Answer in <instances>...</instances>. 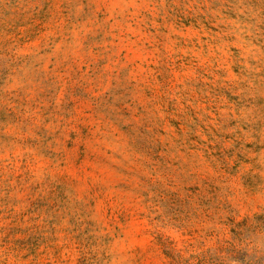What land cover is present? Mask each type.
<instances>
[{"label": "rangeland", "instance_id": "1", "mask_svg": "<svg viewBox=\"0 0 264 264\" xmlns=\"http://www.w3.org/2000/svg\"><path fill=\"white\" fill-rule=\"evenodd\" d=\"M0 264H264V0H0Z\"/></svg>", "mask_w": 264, "mask_h": 264}]
</instances>
